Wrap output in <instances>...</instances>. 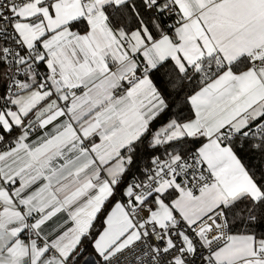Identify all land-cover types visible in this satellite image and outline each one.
Here are the masks:
<instances>
[{"label": "snow or ice", "instance_id": "snow-or-ice-1", "mask_svg": "<svg viewBox=\"0 0 264 264\" xmlns=\"http://www.w3.org/2000/svg\"><path fill=\"white\" fill-rule=\"evenodd\" d=\"M0 264H264V0H0Z\"/></svg>", "mask_w": 264, "mask_h": 264}]
</instances>
